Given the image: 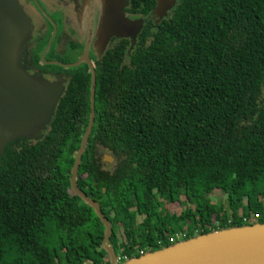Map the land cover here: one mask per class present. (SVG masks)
<instances>
[{
    "label": "trees",
    "instance_id": "obj_1",
    "mask_svg": "<svg viewBox=\"0 0 264 264\" xmlns=\"http://www.w3.org/2000/svg\"><path fill=\"white\" fill-rule=\"evenodd\" d=\"M156 7L127 0L124 13L144 20L135 43L116 37L92 71L51 65L69 78L50 81L62 90L44 128L0 153V264H110L105 225L76 189L110 223L120 262L264 223V0H175L162 17ZM45 42L30 36L20 54L43 79L54 70L28 63Z\"/></svg>",
    "mask_w": 264,
    "mask_h": 264
},
{
    "label": "water",
    "instance_id": "obj_2",
    "mask_svg": "<svg viewBox=\"0 0 264 264\" xmlns=\"http://www.w3.org/2000/svg\"><path fill=\"white\" fill-rule=\"evenodd\" d=\"M127 0H118L101 28L100 40L112 36L129 37L131 47L143 26V18L124 13ZM175 0H157L156 14L162 17ZM32 23L18 0H0V153L16 138H35L44 128L62 85L30 74L20 65V54L30 38ZM86 56V54H85ZM94 76L91 84V112L76 160L71 184L75 187L76 167L93 123ZM105 160H112L109 154ZM91 204L105 225L103 245L110 254V264H264V223L230 226L197 234L154 251L117 262L107 243L111 227L96 201L76 189Z\"/></svg>",
    "mask_w": 264,
    "mask_h": 264
},
{
    "label": "flooded vegetation",
    "instance_id": "obj_3",
    "mask_svg": "<svg viewBox=\"0 0 264 264\" xmlns=\"http://www.w3.org/2000/svg\"><path fill=\"white\" fill-rule=\"evenodd\" d=\"M74 1L19 0L24 11L31 19V39L38 40L40 44L46 41L39 51L41 63H34L32 60L28 63V70L31 73L44 69H52V64L63 67L84 66L85 64L92 71L91 69L92 66L94 67L95 61L106 52L112 40H116V36L110 37L106 44L99 38L92 40L95 29V26H93L95 23L92 17V3L88 0H80V4L83 3V11L85 12L86 6L87 10L84 17H77L74 12ZM88 16H90V23L87 22ZM82 33L85 34L82 35ZM56 36L58 37V41L56 40ZM91 43L94 45L92 50H90ZM52 70L54 71H41L44 72L42 73L43 77L49 81L61 80L62 85L65 87V81L69 78L68 74L62 69ZM105 154L109 153H102L101 161L103 163H112L114 161L113 156L111 155V161L105 160Z\"/></svg>",
    "mask_w": 264,
    "mask_h": 264
},
{
    "label": "rangeland",
    "instance_id": "obj_4",
    "mask_svg": "<svg viewBox=\"0 0 264 264\" xmlns=\"http://www.w3.org/2000/svg\"><path fill=\"white\" fill-rule=\"evenodd\" d=\"M79 1L80 0H75L74 1L75 2L74 12H75L77 17L78 16L84 17L85 16L84 14H85V12L87 10V6H86V9H85V12H84L83 11L84 8L82 7L83 3L80 4ZM88 1H90L92 3V11H93V16L92 17H93V20H94V23H95V25H93V26H95V29H94V33H93L94 37H92V40L95 39V38L96 39H98V38L100 39V37H101V28L104 25L106 16L110 12V8H111L110 6L111 5L113 6V5L117 4L118 0H88ZM172 1L173 0H170L171 4H172ZM18 2H19V0H18ZM19 4H20V2H19ZM21 7H22V5H21ZM87 22L90 23V16H88ZM87 26H89V25H87ZM83 34H85V33H82V35ZM98 36H100V37H98ZM94 43H95V41H94ZM93 46H94L93 43H91L90 50H92ZM212 196L216 199V198H218L220 196V192L219 191H215Z\"/></svg>",
    "mask_w": 264,
    "mask_h": 264
},
{
    "label": "built area",
    "instance_id": "obj_5",
    "mask_svg": "<svg viewBox=\"0 0 264 264\" xmlns=\"http://www.w3.org/2000/svg\"><path fill=\"white\" fill-rule=\"evenodd\" d=\"M116 260H117V262H120V261H118V260H119V258H117Z\"/></svg>",
    "mask_w": 264,
    "mask_h": 264
}]
</instances>
